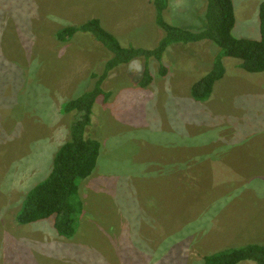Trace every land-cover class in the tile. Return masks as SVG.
I'll use <instances>...</instances> for the list:
<instances>
[{
    "label": "rangeland",
    "instance_id": "rangeland-1",
    "mask_svg": "<svg viewBox=\"0 0 264 264\" xmlns=\"http://www.w3.org/2000/svg\"><path fill=\"white\" fill-rule=\"evenodd\" d=\"M264 0H234L238 38L259 40ZM205 0H167L165 20L200 30ZM98 18L123 46L154 48L164 36L151 0H0V264H202L204 256L264 245V72L226 57L224 77L198 102L192 86L218 46L177 43L106 79L89 133L101 142L71 239L48 222L18 225L27 192L50 173L69 138L63 104L94 84L110 57L90 33H56ZM217 52V53H216ZM86 90V91H85ZM253 264V263H245Z\"/></svg>",
    "mask_w": 264,
    "mask_h": 264
},
{
    "label": "trees",
    "instance_id": "trees-1",
    "mask_svg": "<svg viewBox=\"0 0 264 264\" xmlns=\"http://www.w3.org/2000/svg\"><path fill=\"white\" fill-rule=\"evenodd\" d=\"M206 25L193 30L168 23L164 18L167 0H151L156 10L157 25L164 36L152 49L123 46L118 38L106 30L101 20L93 18L79 26H68L56 33L58 41L67 42L77 33H90L99 46L108 50L109 59L100 73L94 72V84L83 94L63 104L65 114H73L69 126V138L57 150L49 175L32 187L16 214L18 225L48 222L55 232L65 239L77 235L84 204L79 194V184L88 179L98 164L101 142L89 133L93 125L92 115L100 99L108 102L111 92L104 88L107 78L120 66L134 61H142L143 69L138 80L142 88L154 82L155 76L149 65L154 60L159 66L160 75H167L164 55L168 48L177 43L211 41L218 46L210 71L191 88V95L198 102L207 101L216 82L225 74L223 59L235 58L249 73L264 72V1L259 6V40L238 38L233 31L236 25L234 0H205ZM264 264V245L246 244L204 256L202 264Z\"/></svg>",
    "mask_w": 264,
    "mask_h": 264
}]
</instances>
